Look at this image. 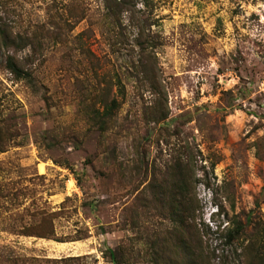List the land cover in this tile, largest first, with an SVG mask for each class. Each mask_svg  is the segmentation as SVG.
<instances>
[{
	"label": "rangeland",
	"instance_id": "1",
	"mask_svg": "<svg viewBox=\"0 0 264 264\" xmlns=\"http://www.w3.org/2000/svg\"><path fill=\"white\" fill-rule=\"evenodd\" d=\"M185 234L264 264V0H0V264H183Z\"/></svg>",
	"mask_w": 264,
	"mask_h": 264
},
{
	"label": "trees",
	"instance_id": "2",
	"mask_svg": "<svg viewBox=\"0 0 264 264\" xmlns=\"http://www.w3.org/2000/svg\"><path fill=\"white\" fill-rule=\"evenodd\" d=\"M9 66L11 68V70L18 76V77H22V76H28L27 73H24L17 65L16 63H14L12 60H10L9 62ZM121 82V81H119ZM112 104L107 106L106 108V115H111V112H112V109L114 107V104L116 103L115 100H113L111 102ZM108 116V117H109ZM173 211H174V215L178 218V216L176 215V211H178V209L176 210L175 208H173ZM183 216L180 215V218H179V223L181 226H184V224L188 221V213L183 211ZM244 229H245V226L240 224L239 228L235 231H232L231 230L229 231L228 235L229 236H234L235 238L237 236H239L242 232H244ZM188 234H185L181 237V241H182V244L186 250V254H187V258H188V261L187 259H185L184 263L183 264H209L207 263L206 261V258L204 256V250L203 248L200 246V252H196V253H192L191 252V243L188 241V238H187ZM252 240V239H251ZM253 243V242H252ZM252 243L250 244V246L252 245ZM199 249V248H198ZM199 262H198V261ZM246 264H259V263H255L253 261H250L249 263L246 262ZM261 264V263H260Z\"/></svg>",
	"mask_w": 264,
	"mask_h": 264
}]
</instances>
